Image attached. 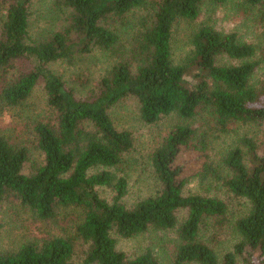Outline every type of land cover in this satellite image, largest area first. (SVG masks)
Here are the masks:
<instances>
[{
    "label": "trees",
    "instance_id": "1",
    "mask_svg": "<svg viewBox=\"0 0 264 264\" xmlns=\"http://www.w3.org/2000/svg\"><path fill=\"white\" fill-rule=\"evenodd\" d=\"M207 0H0V108L29 111L42 84L45 113L33 119L30 133L42 162L29 173V150L11 133L0 135V202L14 199L41 221L60 213L78 214L72 231L15 250L0 251V264H161L151 248L129 255L117 238L130 240L150 231L173 232L172 264H264V48L239 41L209 25L198 28L191 51L173 59L175 26L198 20ZM222 4L225 0H213ZM46 15L33 19L36 3ZM264 23V0H241ZM41 21L47 23L35 31ZM45 23V24H46ZM102 58L97 92L80 98L52 66ZM139 103L140 118L157 124L178 119L152 153L155 188L129 207V181L120 167L134 148L131 132L116 127L112 109L127 98ZM209 117L206 128L190 121ZM233 125L253 135L240 137L210 162L212 138ZM216 132V134H214ZM260 133V131H259ZM194 151L201 170L188 175L182 160ZM221 180L245 203L230 219L228 204L216 197L185 196L193 176ZM110 190L108 200L102 191ZM186 217L179 221V213ZM66 217H64L65 219ZM232 222L237 242L219 258L202 235L207 221ZM1 231V225H0Z\"/></svg>",
    "mask_w": 264,
    "mask_h": 264
},
{
    "label": "rangeland",
    "instance_id": "2",
    "mask_svg": "<svg viewBox=\"0 0 264 264\" xmlns=\"http://www.w3.org/2000/svg\"><path fill=\"white\" fill-rule=\"evenodd\" d=\"M45 2L36 3L33 19L37 20L41 15H46ZM260 15L248 12L241 4V0H225L222 4H215L213 0H207L202 6L201 14L195 22H181L175 26L172 42L173 59L176 63L184 61L191 51V40L194 32L203 25H209L224 34H236L239 41L253 44L260 52L264 48V23ZM41 21L35 31L40 27H46L47 23ZM104 59L83 58V61L76 65L58 63L52 68L58 72L67 82L68 86L75 90L80 98L89 99L97 92L98 80L101 76ZM259 81L264 80V68L258 71ZM45 93L42 84L39 85L30 99V110L19 111L0 108V135L11 133L19 138L29 150V159L25 165V173H29L42 162V154L36 147L34 137L30 133V126L33 119H37L38 113H45ZM264 105V100L260 102ZM111 116L116 127L120 130H127L134 138V148L126 157L124 165L120 167L129 181L126 204L131 207L139 200L150 195L155 188L154 173L152 168V153L168 135L170 129L177 124L178 119L168 117L160 120L157 124H146L140 118L139 103L135 98H127L117 104L111 111ZM194 127L206 128L209 124V117L198 115L190 121ZM258 141H264V127L255 128ZM260 131V133H259ZM216 134V132L214 133ZM253 135L246 126L233 125L228 134H217L212 138L210 162L216 167H222L221 162L224 154L237 145L240 137ZM201 155L191 151L183 158L182 163L188 171V175L198 173L202 167ZM185 187V196L202 195L216 197L228 204L230 219L242 214L245 203L236 199L223 186L221 180L209 176L206 180L195 177ZM106 199L113 196L112 191H102ZM187 215L186 211L179 213V221ZM64 217H66L64 219ZM78 214L75 211H67L66 215L60 213V219L55 221H41L29 209L23 207L20 202L14 199H5L0 202V251L15 250L23 244L38 242L50 236L61 233L67 228L69 232L73 229ZM218 226L215 221H207L203 228L202 235L207 243L215 250L219 258L233 249L238 241L234 233L232 222ZM118 250L133 256L140 254L144 249L151 248L161 264H172L173 232L150 231L142 236L130 240L117 238ZM82 250L77 251L76 264H82Z\"/></svg>",
    "mask_w": 264,
    "mask_h": 264
}]
</instances>
